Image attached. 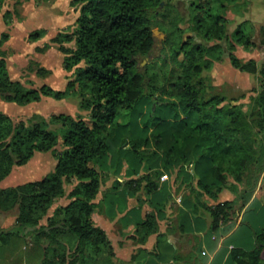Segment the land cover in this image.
Returning <instances> with one entry per match:
<instances>
[{
    "label": "trees",
    "instance_id": "trees-1",
    "mask_svg": "<svg viewBox=\"0 0 264 264\" xmlns=\"http://www.w3.org/2000/svg\"><path fill=\"white\" fill-rule=\"evenodd\" d=\"M7 1L0 0V12ZM78 1L82 6L75 29L58 32L51 39L52 46L64 53L65 68L74 69L64 88L56 89L48 83L26 87L10 76L4 55L0 58L2 100L27 105L43 97L54 101L75 99L79 109L86 112L78 116L36 113L15 120L0 111V182L15 165L28 163L37 152L52 151L56 159L54 169L42 178L0 188V209L18 208L16 223L24 230L32 229L36 242L45 248L47 259L43 264H88L86 252L99 251L108 241L106 231L94 217V200L103 177L116 163L132 160L139 164L138 169L132 166L134 174L141 169L145 174L128 184L135 181L138 188L144 182L148 194L160 186L161 166L170 171L178 168L179 174L196 179L201 196L218 200L226 191L236 193L233 200L207 207L213 229L232 219L237 206L241 210L247 205L264 173V62L243 61L229 53L236 68L261 79L260 90L251 96L249 111L233 99L209 95L202 70L206 52L222 46L225 18L212 12L214 2L225 7L238 0H189L192 29L204 41L216 42L208 47L205 42L177 41L171 49L175 66L161 85L154 74L135 81L133 71L139 68L141 58L158 48L155 27L160 16L167 17V8L175 10L173 27L179 29L185 19L179 9L184 0L176 4L175 0ZM45 33L44 28H37L29 38L36 41ZM170 80L181 89L177 97L167 89ZM158 93L175 98L164 103L173 111L171 117L151 110L142 135L131 136L137 123L119 119L139 113L140 104ZM128 136L130 146L123 147ZM61 198L69 202L50 216ZM156 223L155 214L147 216L142 224L148 229L146 234L156 230ZM18 233L0 228V241L7 242ZM60 234H72L73 244L63 243ZM257 236L254 249L234 251L238 264H264V227ZM57 243L65 248L60 253L54 246ZM51 248L55 254L49 258Z\"/></svg>",
    "mask_w": 264,
    "mask_h": 264
},
{
    "label": "rangeland",
    "instance_id": "rangeland-1",
    "mask_svg": "<svg viewBox=\"0 0 264 264\" xmlns=\"http://www.w3.org/2000/svg\"><path fill=\"white\" fill-rule=\"evenodd\" d=\"M17 1L19 0H8L0 12V58L4 55L8 73L13 79L21 80L26 87L38 88L43 83H48L56 89L64 88L73 75L74 69L65 68L64 53L57 46H52L51 39L58 32H71L75 29L82 3L78 0H20L21 3L18 4ZM178 1L175 0V4ZM189 3V0H184L179 8L185 19L179 24L177 31L173 27V22L177 18L175 10L167 8L165 10L167 17L158 18V25L155 27L158 48L148 57L140 59L139 68L133 71L135 81L142 80L147 74H154L158 79L157 83L163 84L165 78L171 76L175 66L171 49L177 41L205 42L208 47H213L215 39L204 41L192 29ZM14 8H17L19 12L16 13ZM9 10L12 13H9ZM212 12L225 18V29L222 46L206 52V67L202 70V79L209 95H223L241 103L244 109L249 111L251 96L260 90L261 79L257 75L236 68L231 63L229 53L232 51L243 61L255 59L264 62V0H238L225 7L214 2ZM37 28H44L46 33L40 39L33 41L29 38V34ZM3 34H7L8 37L3 39ZM167 89L175 97L181 92L178 86L173 85L172 80L167 83ZM171 99L175 100L161 93L155 95L153 99H145L139 106L140 112L128 117L127 120L137 122L136 129H140L143 126L147 127L145 121L151 110L154 114L171 117L173 111L164 106V103ZM153 100L160 105L154 104ZM0 111L7 113L15 120L27 119L36 113L46 116L53 113H67L74 116L86 114L79 109L75 99L54 101L47 97L27 105L6 102L0 97ZM142 119L140 125L139 121ZM123 120H125L123 117L119 119V121ZM55 165L56 159L52 151L37 152L28 163L15 165L11 174L0 182V188L38 180L53 170ZM228 184L233 186L231 181ZM258 186H261L259 193L264 196V174ZM233 196L236 197V193L230 192L226 193L224 198ZM205 200L206 204L211 203V205L221 201L212 200L209 197ZM66 201L63 198L57 201L49 214L53 215L56 208L64 206L62 204ZM17 215L18 208L9 211L0 209V224H6L3 229L10 231L17 228L23 229L16 223ZM60 236L64 238H60L63 243L73 244L72 234H60ZM54 246L59 253L65 249L60 243Z\"/></svg>",
    "mask_w": 264,
    "mask_h": 264
},
{
    "label": "crops",
    "instance_id": "crops-1",
    "mask_svg": "<svg viewBox=\"0 0 264 264\" xmlns=\"http://www.w3.org/2000/svg\"><path fill=\"white\" fill-rule=\"evenodd\" d=\"M142 128L133 129L131 136H141ZM122 146H130L129 136ZM132 166L139 168L137 161H121L103 177L94 200L97 205L94 217L96 224L106 231L108 241L99 251L86 252L88 264H238L234 251L257 246V234L264 227L261 186L244 208L239 210L237 206L232 219L213 229L207 208L211 203H205L209 196L198 194L196 179L179 174L178 168L170 171L161 166L160 186L148 194L144 182L138 188L135 181L128 184L145 174L143 169L134 174ZM226 193L230 192L222 193L218 200L235 198H224ZM150 214H155L156 230L146 234L148 229L142 224ZM0 227L5 228L6 224ZM13 231L20 233L7 242L0 241V264H43L47 259L45 248L36 242L32 229ZM53 251L49 249V258L53 257Z\"/></svg>",
    "mask_w": 264,
    "mask_h": 264
},
{
    "label": "water",
    "instance_id": "water-1",
    "mask_svg": "<svg viewBox=\"0 0 264 264\" xmlns=\"http://www.w3.org/2000/svg\"><path fill=\"white\" fill-rule=\"evenodd\" d=\"M162 5H163V3H162ZM156 32H157V31L155 30V34H156Z\"/></svg>",
    "mask_w": 264,
    "mask_h": 264
}]
</instances>
